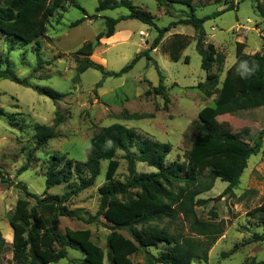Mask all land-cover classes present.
Masks as SVG:
<instances>
[{"label":"rangeland","instance_id":"1","mask_svg":"<svg viewBox=\"0 0 264 264\" xmlns=\"http://www.w3.org/2000/svg\"><path fill=\"white\" fill-rule=\"evenodd\" d=\"M89 16L96 19H85L84 12L65 4L47 24L46 37L42 43L43 68L38 66L34 44L24 45L6 39L0 34L1 68L10 66L19 78L31 77V83L39 87H50L65 94L62 101H54L40 95L31 88H26L7 79H0V170L8 183H0V231L7 243L13 242V230L9 224L18 200L23 196L17 183L26 185L30 192L41 195L45 190V173L48 160L53 155L65 156L68 159L85 162L91 150V139L102 128L121 124L138 133L148 135L154 141L168 143L172 150L168 155L165 167L173 162L183 163L188 160L193 139L198 131L195 124L199 121V112L214 105L215 96L207 98L196 86L205 81L206 73L202 69V57L196 49L197 33L192 26L179 25L164 34L161 43L150 51L152 43L158 36L155 28L137 20L120 22L116 30L120 32L123 42L115 43L102 38L95 45L91 60L101 65L105 71H120L142 51L149 50L151 57L159 65L165 77L164 85L170 98L168 109L162 96H146L148 82L153 87L159 85V73L153 61L142 58L136 66L121 77H107L96 70L89 69L83 74L77 73L76 51L87 41L96 42L99 33L107 29L106 18L118 19L129 14L125 8L97 12L102 0H76ZM135 5L150 12L156 18L159 28L187 17L191 9L187 6L172 5V16L160 9L155 0H132ZM229 0H195L194 10L199 18L211 16L226 8ZM263 3L264 0H259ZM238 10L225 11L219 16H212L204 24L207 33L206 43H212L219 52L226 56L225 64L213 65L212 72L224 80L226 71L236 60V43L244 42L247 54L262 51L263 18L255 10V0H235ZM160 10V11H159ZM85 19V20H84ZM84 20L80 25L72 24ZM143 32L140 33V31ZM180 33L189 36L190 45L182 52L181 59L174 62L169 58L172 35ZM149 44H146L148 43ZM189 62H185V58ZM9 61V63H7ZM9 64V65H8ZM101 86H98L101 83ZM66 120L57 127L56 137L40 150H35L36 125L53 126L57 113ZM150 115L154 118L127 119L126 115ZM220 124L227 130L237 133L243 129L250 130L252 144L261 140L259 154L251 156L243 172L239 185L227 192L228 183L218 179L214 188L198 198L207 200L205 206L196 207L198 215L208 216L211 211L219 219L231 220L232 224L223 237L209 253L207 263L195 261L193 264H253L264 261V243H251L254 233L264 234L258 217H249L248 213L264 203V107L240 111L219 117ZM120 163L116 179L124 181L128 176V163L125 153L116 155ZM29 162V169L21 175L18 171ZM107 162H102L101 175L91 188L74 197L69 203L71 209H78L88 218L95 216L99 210V188L106 182ZM137 174L158 172L146 163L137 162ZM73 183H77L74 179ZM72 184H64L50 190L52 194L62 195ZM71 185V186H70ZM102 222H105L101 218ZM58 227L66 229H89L93 241L105 251V263H118L117 250L109 247L112 231L103 223L86 224L78 219L58 218ZM129 237L126 231H118ZM236 253L225 258L224 253L234 247ZM164 249L160 245L152 249L158 255ZM12 250L9 249L2 258V264H16ZM135 263L145 264V253L141 250L131 257ZM84 254L80 250L68 249L67 258L57 264H83Z\"/></svg>","mask_w":264,"mask_h":264},{"label":"trees","instance_id":"2","mask_svg":"<svg viewBox=\"0 0 264 264\" xmlns=\"http://www.w3.org/2000/svg\"><path fill=\"white\" fill-rule=\"evenodd\" d=\"M160 9L172 16V5L187 6L191 9L187 17L180 18L167 27L159 28L156 18L143 10L132 0H102L97 12L125 8L129 14L118 19L106 18L107 29L96 37V42L87 41L76 51L77 73L83 74L89 69L100 71L104 78L121 77L129 73L144 57L153 61L159 73V85L153 87L148 82L146 96H162L165 109H168L170 98L164 85L159 65L150 55L157 48L164 34L179 25L192 26L196 33V49L202 57V69L206 73L205 81L196 88L210 98L215 96L214 105L203 108L199 121L195 124L198 133L193 139L188 160L183 163L173 162L165 167L172 147L168 143L154 141L148 135L139 136L132 129L121 124L104 127L91 139V150L85 162L68 159L65 156L53 155L48 160L45 173V190L41 195L32 193L23 183H17L23 196L18 200L14 212L9 218L13 230V242L7 243L0 231V264L5 253L11 249L16 264H57L67 258L68 249L80 250L84 254L83 264H104L105 251L92 239L89 229H66L58 227V218H75L86 224L103 223L112 231L109 247L117 250L118 263L141 264L132 261L131 257L141 250L145 253V264H193L195 261L207 263L209 253L223 237L232 224L231 220L219 219L216 212L208 216L198 215L196 207L205 206L207 200L198 198L214 188L220 179L228 183L227 192H231L240 183V178L248 166L251 156L260 153L261 140L252 144L250 130L243 129L233 133L225 129L219 117L240 111L255 110L264 107V21L262 29L263 47L261 52L247 54L244 42L236 43L235 64L226 71L224 80L211 70L214 64H225L226 56L219 52L212 43H206L207 33L204 24L212 16H219L225 11L238 10V3L229 0L226 8L211 16L199 18L194 10L195 0H155ZM245 1V0H241ZM255 10L264 20V2L255 0ZM65 4H71L84 12L85 19L93 20L76 0H0V34L6 39L24 45L34 44L39 68H43L42 43L46 37L49 20ZM84 19V20H85ZM77 21L72 27L80 25ZM126 20H137L157 30L158 36L146 51L139 52L135 58L120 71H105L90 58L95 45L102 38H111L116 33L117 25ZM169 58L174 62L181 59L182 52L190 45V37L184 34H173ZM247 61L248 68L255 67L251 74L241 67ZM189 62V58H185ZM9 63V61H7ZM0 79H7L16 84L31 88L40 95L54 101H62L65 94L50 87H39L31 83V77L19 78L15 71L7 66L1 68ZM9 65V64H8ZM102 82L98 86H101ZM3 111L0 109V116ZM127 119L154 118L150 115H126ZM66 120L57 113L53 126L36 125L34 127L36 147L43 148L56 137L57 127ZM264 133H261L260 138ZM125 153L129 176L117 180L116 174L120 163L117 152ZM107 162L106 182L99 188L100 205L95 216L86 218L78 209H71L69 203L83 191L91 188L101 175L102 162ZM137 162H143L158 170L155 173L137 174ZM29 169V162L20 168L18 174ZM76 179L77 183H73ZM0 170V183H8ZM73 185L62 195L52 194L51 189L64 184ZM249 217H258L264 229V203L248 213ZM101 218L105 222H102ZM118 231H126L129 237ZM251 243H264V234L254 233ZM160 245L164 249L158 255L152 253ZM234 247L223 256L228 258L236 253ZM253 264H264V261Z\"/></svg>","mask_w":264,"mask_h":264},{"label":"crops","instance_id":"3","mask_svg":"<svg viewBox=\"0 0 264 264\" xmlns=\"http://www.w3.org/2000/svg\"><path fill=\"white\" fill-rule=\"evenodd\" d=\"M159 11H160V10H159ZM141 32H143V30H141L140 33H141ZM174 34H180V33H174ZM124 39H125V37L122 38V37L120 36V32H118L117 30H116V33H115L114 36H112L111 38H106V40L109 41V42H111L112 45L115 44V43L123 42ZM146 44H149V42L146 43Z\"/></svg>","mask_w":264,"mask_h":264},{"label":"clouds","instance_id":"4","mask_svg":"<svg viewBox=\"0 0 264 264\" xmlns=\"http://www.w3.org/2000/svg\"><path fill=\"white\" fill-rule=\"evenodd\" d=\"M241 67L244 68L245 72L248 73V74H251L252 72L255 71V67H253L251 69L248 68L247 61L242 62Z\"/></svg>","mask_w":264,"mask_h":264}]
</instances>
